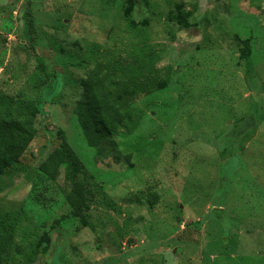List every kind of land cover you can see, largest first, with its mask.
Instances as JSON below:
<instances>
[{"label": "rangeland", "instance_id": "374dc122", "mask_svg": "<svg viewBox=\"0 0 264 264\" xmlns=\"http://www.w3.org/2000/svg\"><path fill=\"white\" fill-rule=\"evenodd\" d=\"M136 44L166 86L132 101L142 119L116 151L91 148L77 83ZM0 94L39 107L34 140L0 175V213L25 217L16 242L75 207L61 134L83 167L87 226L70 217L32 264H264V0H0Z\"/></svg>", "mask_w": 264, "mask_h": 264}, {"label": "trees", "instance_id": "16d2710c", "mask_svg": "<svg viewBox=\"0 0 264 264\" xmlns=\"http://www.w3.org/2000/svg\"><path fill=\"white\" fill-rule=\"evenodd\" d=\"M141 1L147 3L148 0ZM180 17V22L184 23L183 15ZM184 25L186 26L185 23ZM243 43L248 49L247 42ZM157 60L148 46L136 44L128 59L123 62L106 60L104 63H96L85 77L78 81L79 95L72 113L89 147L96 148L109 143L113 151H116L115 136L129 138L139 128L142 113L131 104L132 101L140 95H149L166 86L167 81H159L156 77ZM38 114L39 107L34 100L0 94V175L16 169L19 159L37 134L34 125ZM248 126L236 128L232 136L245 133L249 129ZM56 154L65 166V179L75 197V207L54 219L48 231L43 233L39 240L26 246H23L26 238L15 241L19 221L25 217L0 213V264H18L15 257L13 261V254L24 259L25 264L34 263L38 256L47 253L50 232L70 217L76 218L81 226H87L83 216L88 210L86 188L81 182L84 177L80 175L83 167L64 134L59 137ZM125 158L129 160L128 155ZM147 196L149 205L153 206L157 200L156 195ZM37 199L34 198L35 201ZM30 235L31 233L27 234V237Z\"/></svg>", "mask_w": 264, "mask_h": 264}]
</instances>
